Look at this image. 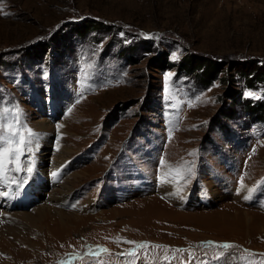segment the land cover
<instances>
[{
	"label": "rangeland",
	"instance_id": "obj_1",
	"mask_svg": "<svg viewBox=\"0 0 264 264\" xmlns=\"http://www.w3.org/2000/svg\"><path fill=\"white\" fill-rule=\"evenodd\" d=\"M0 7V114L39 134L0 184V264L264 260V0Z\"/></svg>",
	"mask_w": 264,
	"mask_h": 264
},
{
	"label": "snow or ice",
	"instance_id": "obj_2",
	"mask_svg": "<svg viewBox=\"0 0 264 264\" xmlns=\"http://www.w3.org/2000/svg\"><path fill=\"white\" fill-rule=\"evenodd\" d=\"M0 11H2V7H0ZM8 15V13H4ZM178 57L173 56V59ZM249 95H253L249 93ZM8 109L4 110V114H0V182H7L9 184L16 183L19 186H22L25 183V180L20 179L17 180L15 177L11 176L9 173L15 169V171H24L28 174V178H30V174L33 171L31 167L21 168L20 167V158L25 154L32 150L34 144L38 142L39 134L35 133L26 122L21 121V111L17 108L14 115V123L6 124L4 123L6 119V113ZM169 167H173L169 165ZM179 175L177 179L185 180L186 178H191L192 175V167L190 164H178L175 166ZM53 175H57V173H53ZM117 242L121 243H129L137 245L138 250H144L147 252L149 248H159L158 245H151L150 242H142L138 243L136 241H127L120 240L118 238ZM211 247L221 248V249H230L233 248L234 245L230 242H226L223 244H218L216 242H211ZM177 252H181L182 250L177 249ZM109 252L106 248L97 247L94 250L89 252V255H93L99 258L103 253ZM131 256L138 255V251H130L127 253ZM264 256V254H253ZM245 264H264V260L254 261L245 258Z\"/></svg>",
	"mask_w": 264,
	"mask_h": 264
},
{
	"label": "trees",
	"instance_id": "obj_3",
	"mask_svg": "<svg viewBox=\"0 0 264 264\" xmlns=\"http://www.w3.org/2000/svg\"><path fill=\"white\" fill-rule=\"evenodd\" d=\"M85 32V31H84ZM254 70L256 71V73L254 72V75H256L258 77V79H260L262 82H264V72H258L256 68H254ZM253 73V71H251ZM215 73V71L213 72V74ZM230 96L232 98H235L234 94H230ZM251 107V106H250ZM250 111L254 112V114L257 115V117H263L262 115H264V104H259L258 106H252L250 108Z\"/></svg>",
	"mask_w": 264,
	"mask_h": 264
},
{
	"label": "bare ground",
	"instance_id": "obj_4",
	"mask_svg": "<svg viewBox=\"0 0 264 264\" xmlns=\"http://www.w3.org/2000/svg\"><path fill=\"white\" fill-rule=\"evenodd\" d=\"M40 147H42V146H40ZM39 147V148H40ZM44 154V153H43ZM48 154H50V152H46L44 155V162H46V163H48L49 164V167L51 166V163H52V161H51V158H49L48 157ZM45 164V163H44ZM53 164V163H52ZM44 168H46V166L44 165L40 170H38V172L39 173H42L43 171L42 170H45ZM52 171V170H51ZM45 174V173H44ZM53 174V173H52ZM37 178V177H36ZM4 183H6V182H0V184H4ZM56 185V184H55ZM2 186V185H1ZM4 186V185H3ZM3 193H5V191H2V189H1V191H0V205H4V204H2V194ZM11 193V192H10ZM7 195V194H6ZM8 197V196H7ZM11 198H12V196H11ZM7 199H9V197L7 198ZM10 200V199H9ZM48 207V206H47ZM5 208V207H4ZM46 210H48V208L46 209ZM6 212V211H5ZM49 212V211H48ZM61 213V212H60ZM1 214V213H0ZM3 215V214H2ZM5 216V215H4ZM59 218V217H58ZM69 219V218H68Z\"/></svg>",
	"mask_w": 264,
	"mask_h": 264
}]
</instances>
